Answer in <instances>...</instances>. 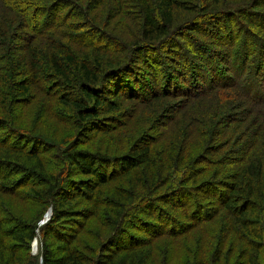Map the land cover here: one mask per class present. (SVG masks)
I'll use <instances>...</instances> for the list:
<instances>
[{"label":"trees","instance_id":"16d2710c","mask_svg":"<svg viewBox=\"0 0 264 264\" xmlns=\"http://www.w3.org/2000/svg\"><path fill=\"white\" fill-rule=\"evenodd\" d=\"M39 235L41 264H264V0H0V264Z\"/></svg>","mask_w":264,"mask_h":264},{"label":"rangeland","instance_id":"374dc122","mask_svg":"<svg viewBox=\"0 0 264 264\" xmlns=\"http://www.w3.org/2000/svg\"><path fill=\"white\" fill-rule=\"evenodd\" d=\"M224 48H225V50H227L228 47H218L217 45H215L211 50H224ZM214 58H215L214 59V62L217 64V67L218 68L225 66V63L219 62L218 59L215 56H214ZM212 67H213L212 64H204L203 69L205 71H203V73H199V72L195 71L194 73L190 74L189 75V78H193V82L194 83L193 84H190L188 91H191V89L194 86L201 87L202 89H200V90H203V91L207 90L208 87L211 86L209 84L210 80H208V75H209L208 73H210L211 76L216 73V72H214L211 69ZM249 68H252V66L249 67ZM248 73H249V71H248ZM144 82H147V81L144 80ZM132 233H134V232H132ZM209 233L212 234L213 233V229L209 230V232H207L206 229H205V230H203L201 232H198V233H195L194 232V233H191L189 236L187 235L186 237H184L183 239H181L182 241L180 242L179 247H178L179 250L181 252H185L189 256H193V253H196L197 251H200V248H201L200 239L201 238L202 239L208 238L210 236ZM135 234L138 235L139 233L135 232ZM196 235H199V236H196ZM138 236H144V235L141 234V235H138ZM37 240H38V242H37L38 244H37V247L36 248L33 247L34 242L32 244V252H31V256L33 258L32 264H41V262H42L41 261L42 259H41V236L40 235L38 236ZM170 241H172V240H170ZM170 241L167 244H163L160 247L162 252H165V251L170 250ZM194 246L196 247V250L195 251H193V248H192ZM228 256H230L229 253H228ZM223 264H233V259L227 258V259H225V261H224Z\"/></svg>","mask_w":264,"mask_h":264},{"label":"water","instance_id":"95a60500","mask_svg":"<svg viewBox=\"0 0 264 264\" xmlns=\"http://www.w3.org/2000/svg\"><path fill=\"white\" fill-rule=\"evenodd\" d=\"M52 215H53V212H52V209H50L49 212L47 213V215H46L44 221L41 223V225L46 224V223L50 220V218L52 217ZM37 242H38V240L35 239L34 244H33V247H34V248L37 247V244H38Z\"/></svg>","mask_w":264,"mask_h":264}]
</instances>
